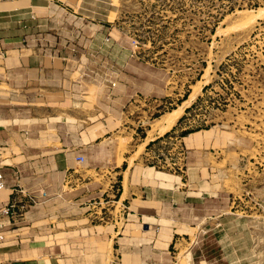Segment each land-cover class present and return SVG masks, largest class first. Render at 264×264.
<instances>
[{
    "label": "rangeland",
    "instance_id": "374dc122",
    "mask_svg": "<svg viewBox=\"0 0 264 264\" xmlns=\"http://www.w3.org/2000/svg\"><path fill=\"white\" fill-rule=\"evenodd\" d=\"M0 1H18L12 4L15 12L4 11L6 7L0 4V35H15L17 41L0 40L27 48L31 65L39 59L48 67L64 64L67 68L60 75L65 86L56 82L52 95L37 85L27 92L9 89L22 98L14 106L26 108V94L39 99L48 96L54 100L46 103L55 106L61 104L55 99L62 97V90L70 95L67 89L71 88L76 101L86 104H74L78 113H91L92 124L114 123L108 135L99 139L98 152L117 163L123 158L128 166L131 161L145 168L141 173L145 178L161 174L150 168L154 157L161 158L166 168L156 171L183 175L185 186L178 182L179 189L201 195L194 204L202 206L203 216L195 225L203 217L206 220L199 230L189 232V240L185 237L188 245L183 240L178 247L179 264H194L185 260L191 250L198 264H264V17L253 16L264 10V0ZM20 37L27 41L21 42ZM195 84L201 85L197 98L171 129L158 135L152 129L156 118L177 107ZM4 91L0 87L1 100ZM151 96L164 97L162 105ZM96 128L105 131L97 123L87 133ZM212 128L214 138L208 143L186 144L189 134ZM97 133L91 139L101 134ZM94 156L89 164L95 163ZM176 161L180 171H173ZM125 169L120 167L114 176L116 184L110 183L114 186L107 193L111 198L121 175L122 199L126 195L131 178ZM92 173L100 184L101 173ZM89 207L97 212L96 225L100 219L105 221V206ZM96 230L99 240V232L105 230L100 226ZM97 243L111 260V242ZM60 250L66 254L68 246ZM0 264L8 263L0 260Z\"/></svg>",
    "mask_w": 264,
    "mask_h": 264
},
{
    "label": "crops",
    "instance_id": "0c3cea01",
    "mask_svg": "<svg viewBox=\"0 0 264 264\" xmlns=\"http://www.w3.org/2000/svg\"><path fill=\"white\" fill-rule=\"evenodd\" d=\"M14 3L18 1H0L7 12L17 11L12 7ZM0 37L17 41V36L12 34ZM20 38L23 43L27 41ZM4 44V40H0V87L5 89L0 99V171L4 183V190L0 191V209L8 202L15 187L33 197L36 204L18 218L0 216V260L8 264H179L176 257L178 247L183 245V240L188 245L189 232L199 230L202 225H195V221L203 216L202 206L194 204L201 195L197 196L196 190L179 189L178 182L185 186L181 182L183 175L179 178L156 171L165 167L161 158L154 157L150 168L163 175L145 178L141 176L145 168L139 169L134 163L130 168L125 159L117 163L115 159L105 157L103 151L98 152L99 139L108 135L115 127L114 123L92 124L91 113L86 110L78 113L74 104H84L76 101L71 88L67 89L70 95L62 90V97L55 99L61 104L55 106L46 103L54 100L46 99L48 96L39 99L29 94L23 99L27 101L26 108L14 106L13 102L22 101V98L9 89L27 92L37 85L52 95L56 82L65 86V78L61 77L67 73V68L64 64L59 68L48 67L39 59H36L37 65H31L28 63L30 57L25 54L27 48H21L20 43ZM13 53L20 56H8ZM66 79L69 86L70 79ZM71 86H74L73 82ZM163 98L150 97L159 106ZM29 101L32 103L28 104ZM40 101L45 104H34ZM97 123H101L105 131L91 139L92 133H87V128ZM93 155L95 163L89 164ZM80 157L82 163L77 161ZM172 165H175L173 171H180L178 161ZM122 166H126L125 171L129 167L131 179L122 199L124 177L121 175V180L118 177L115 208L122 204L125 210H121L122 207L117 212L109 209L110 215L96 225L97 212L89 206L102 204L110 197L107 193L116 184L114 176L120 167L123 169ZM92 172L101 173L98 175L100 184L94 181ZM65 187L70 190L65 191ZM189 204L190 209L186 208ZM180 210H185V214ZM99 226L105 231L99 232L101 236L97 240L98 234L95 233ZM63 239L67 241L61 242ZM102 241L107 245L111 242V260L97 246V242L101 245ZM65 244L68 246L66 254L60 250ZM193 261L198 264L196 259Z\"/></svg>",
    "mask_w": 264,
    "mask_h": 264
},
{
    "label": "bare ground",
    "instance_id": "6f19581e",
    "mask_svg": "<svg viewBox=\"0 0 264 264\" xmlns=\"http://www.w3.org/2000/svg\"><path fill=\"white\" fill-rule=\"evenodd\" d=\"M257 11V10H256ZM241 13H243V11H241ZM254 19H259L264 17V10L260 9L257 11L256 14L253 15ZM228 17V16H227ZM250 19V18H249ZM252 19V18H251ZM252 23V21H251ZM245 24V22H244ZM242 25V24H241ZM248 25V24H247ZM246 26V25H244ZM231 27V26H230ZM241 27V26H239ZM235 28V27H234ZM223 31V30H222ZM221 31V32H222ZM199 83V82H198ZM205 84V82H203ZM193 90L189 93L188 97L185 98L179 105H177V107L173 108L171 111H168L166 113H164L163 115H161L159 118H156V120L154 121V124L152 125V129L153 130H157L158 135H163V133H165L166 131H168L169 129H171V127H173L176 122L178 120H180L181 115L183 114L184 110L189 107L192 102L197 98V96L199 95V93L201 92V85L199 84H195L194 88H192ZM100 129H94V132H91L92 134H99L101 133L99 131ZM204 134V135H203ZM93 136V137H94ZM214 138V128H212L211 130H203V131H199V132H194L189 134L188 136H186L184 139L186 141V144L188 146H199L202 145L204 143H208L209 141H211ZM133 158V157H132ZM133 163L130 161L129 162V166L130 168L132 167ZM129 169V167H128ZM130 171V169H129ZM125 172H128V170H126ZM136 172L139 174V172L136 170ZM136 173V174H137ZM135 174V173H134ZM137 177V176H136ZM4 190V188L2 189ZM1 190V191H2ZM208 209V208H207ZM211 209V208H210ZM198 210V209H197ZM199 211V210H198ZM200 212V211H199ZM216 213V212H215ZM202 214V213H201ZM218 215V214H217ZM223 215H228V216H232L235 217L234 214L232 213H227L225 212ZM237 215V214H236ZM239 216V215H238ZM210 217V216H209ZM220 217V216H218ZM256 218H260V217H256ZM240 220H242L241 218H239ZM261 219L264 220V217H261ZM253 222V221H252ZM263 222V221H262ZM202 224L205 223V219L203 218L201 221ZM204 228V227H203ZM202 228V230H203ZM203 232V231H202ZM204 233V232H203ZM198 244V241L195 242V245ZM247 254V253H246ZM252 254V253H251ZM22 255V254H21ZM16 256V255H15ZM195 256V253H193V250L191 251H187L186 252V258L185 260H187L188 262H192L193 258ZM250 256V255H249ZM22 257V256H20ZM180 257V256H179ZM178 257V258H179ZM241 257V256H240ZM254 258V257H253ZM246 259V258H245ZM249 260V259H248ZM247 263V262H246ZM245 263V264H246Z\"/></svg>",
    "mask_w": 264,
    "mask_h": 264
},
{
    "label": "built area",
    "instance_id": "2783aa9c",
    "mask_svg": "<svg viewBox=\"0 0 264 264\" xmlns=\"http://www.w3.org/2000/svg\"><path fill=\"white\" fill-rule=\"evenodd\" d=\"M77 161L79 163H82L83 159L80 157V158H77ZM3 188H4L3 175L0 171V191ZM116 193L118 194L117 189H116ZM116 193L115 195L112 196V198L108 197V199H105L102 202V205L106 207L108 216L110 215L108 210L111 207L115 209V205L118 202V196H116L117 195ZM35 204H36V201L33 197L26 194L25 191H23L22 189L15 187V189L12 190V194L8 202L4 206H2V208L0 209V216H5L11 219L18 218L19 216L22 215V213H24V211L27 210V208ZM99 204L101 205V203ZM120 207H122V204H119L118 209H120ZM121 210H125V208L122 207ZM1 241H2V236L0 235V242Z\"/></svg>",
    "mask_w": 264,
    "mask_h": 264
}]
</instances>
